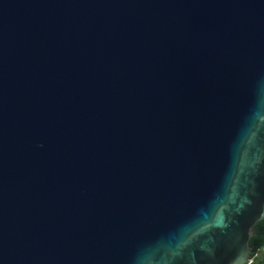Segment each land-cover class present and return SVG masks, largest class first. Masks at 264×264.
<instances>
[{"label":"water","instance_id":"95a60500","mask_svg":"<svg viewBox=\"0 0 264 264\" xmlns=\"http://www.w3.org/2000/svg\"><path fill=\"white\" fill-rule=\"evenodd\" d=\"M264 220V0H0V264H250Z\"/></svg>","mask_w":264,"mask_h":264},{"label":"trees","instance_id":"16d2710c","mask_svg":"<svg viewBox=\"0 0 264 264\" xmlns=\"http://www.w3.org/2000/svg\"><path fill=\"white\" fill-rule=\"evenodd\" d=\"M255 230L258 234L250 240L253 259L251 264H259L261 258L264 259V220L255 226Z\"/></svg>","mask_w":264,"mask_h":264},{"label":"rangeland","instance_id":"374dc122","mask_svg":"<svg viewBox=\"0 0 264 264\" xmlns=\"http://www.w3.org/2000/svg\"><path fill=\"white\" fill-rule=\"evenodd\" d=\"M252 262H253V259H252ZM252 262H251V263H252ZM251 263H250V264H251ZM259 264H264V259H263V258H261V260L259 261Z\"/></svg>","mask_w":264,"mask_h":264}]
</instances>
